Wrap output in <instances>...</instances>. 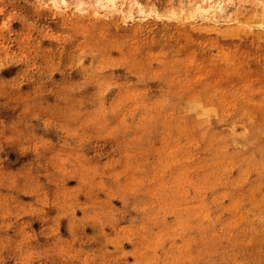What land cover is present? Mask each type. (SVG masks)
Masks as SVG:
<instances>
[{
	"label": "rangeland",
	"instance_id": "rangeland-1",
	"mask_svg": "<svg viewBox=\"0 0 264 264\" xmlns=\"http://www.w3.org/2000/svg\"><path fill=\"white\" fill-rule=\"evenodd\" d=\"M0 264H264V0H0Z\"/></svg>",
	"mask_w": 264,
	"mask_h": 264
},
{
	"label": "bare ground",
	"instance_id": "bare-ground-1",
	"mask_svg": "<svg viewBox=\"0 0 264 264\" xmlns=\"http://www.w3.org/2000/svg\"><path fill=\"white\" fill-rule=\"evenodd\" d=\"M64 1V0H63ZM110 1V0H109ZM82 2L81 1H77V5H80ZM220 4H221V2H218L217 3V7H219L220 6ZM197 4H195V6H196ZM211 8H209L208 10H211V9H214L213 7L214 6H210ZM194 9V11H198V10H200V8H198V6H196V8H193ZM216 9H218V12H221L222 11V8H216Z\"/></svg>",
	"mask_w": 264,
	"mask_h": 264
}]
</instances>
